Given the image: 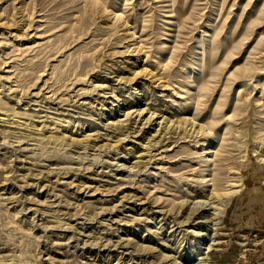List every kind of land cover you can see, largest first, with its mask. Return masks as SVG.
<instances>
[{
  "label": "rangeland",
  "instance_id": "rangeland-1",
  "mask_svg": "<svg viewBox=\"0 0 264 264\" xmlns=\"http://www.w3.org/2000/svg\"><path fill=\"white\" fill-rule=\"evenodd\" d=\"M0 264H264V0H0Z\"/></svg>",
  "mask_w": 264,
  "mask_h": 264
},
{
  "label": "bare ground",
  "instance_id": "bare-ground-1",
  "mask_svg": "<svg viewBox=\"0 0 264 264\" xmlns=\"http://www.w3.org/2000/svg\"><path fill=\"white\" fill-rule=\"evenodd\" d=\"M148 72V74H149V71H147ZM138 72H136V74H137ZM146 74V73H145ZM139 75V74H138ZM149 76V75H148ZM151 77V76H150ZM155 77V76H154ZM148 78V77H147ZM153 78V77H152ZM160 79V78H159ZM155 81H157V80H155ZM159 81V80H158ZM143 110V109H142ZM126 114V113H125ZM139 114H141V113H139ZM158 115V114H157ZM156 114L155 115H153V114H151L150 115V120H152V118H157V117H159V116H157ZM160 115V114H159ZM3 116V115H2ZM141 116V115H140ZM163 116V115H162ZM146 118V117H145ZM148 120V119H147ZM187 120H189V119H187ZM157 121V120H156ZM6 122V121H5ZM18 122V121H17ZM113 122V121H112ZM111 122V123H112ZM158 123V122H157ZM160 125V124H159ZM193 125H194V130H196V136H202L201 135V133L203 132L202 131V128L201 127H199L198 129H196V125L193 123ZM170 126V125H169ZM193 127V126H192ZM182 128V127H181ZM42 130V129H41ZM191 133V132H190ZM162 136V135H161ZM204 146V148L205 149H208L209 147H208V145L206 146V145H203ZM211 146V145H210ZM208 152H210V151H208ZM207 156H208V154H207ZM210 157V156H209ZM211 180V179H210ZM209 182H211V181H209ZM207 185V184H206ZM205 186V185H204ZM208 186H209V184H208ZM212 189V188H211ZM218 201H217V199L215 198L214 199V195H213V191H209V193L204 197V198H198V199H195V200H192L191 202H190V207L193 209L192 211L194 212V211H196V212H199V213H205V212H209V214H210V216H211V218H213V219H215V218H218V216L220 215V212H221V210H220V206L218 205V203H217ZM222 209V208H221ZM192 212V213H193ZM206 214V213H205ZM200 220V219H199ZM202 220V219H201ZM194 222H195V220H194ZM206 223V222H205ZM210 224V223H209ZM212 226V225H211ZM203 232V231H202ZM194 233V232H193ZM208 235V233H202L199 237H201L202 238V240H205V238H207L206 236ZM200 238V239H201ZM201 242V241H200ZM213 243V242H212ZM207 247V246H206ZM205 250V249H204ZM203 253V252H202ZM176 262V261H175Z\"/></svg>",
  "mask_w": 264,
  "mask_h": 264
}]
</instances>
